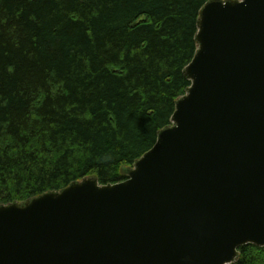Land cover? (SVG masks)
<instances>
[{
	"label": "water",
	"instance_id": "water-1",
	"mask_svg": "<svg viewBox=\"0 0 264 264\" xmlns=\"http://www.w3.org/2000/svg\"><path fill=\"white\" fill-rule=\"evenodd\" d=\"M172 125L127 168L0 204V264H230L264 246V0H209Z\"/></svg>",
	"mask_w": 264,
	"mask_h": 264
},
{
	"label": "trees",
	"instance_id": "trees-1",
	"mask_svg": "<svg viewBox=\"0 0 264 264\" xmlns=\"http://www.w3.org/2000/svg\"><path fill=\"white\" fill-rule=\"evenodd\" d=\"M206 2L0 0V204L126 179L191 84Z\"/></svg>",
	"mask_w": 264,
	"mask_h": 264
},
{
	"label": "rangeland",
	"instance_id": "rangeland-1",
	"mask_svg": "<svg viewBox=\"0 0 264 264\" xmlns=\"http://www.w3.org/2000/svg\"><path fill=\"white\" fill-rule=\"evenodd\" d=\"M128 167H130V166H124V167H123V170H126V168H128Z\"/></svg>",
	"mask_w": 264,
	"mask_h": 264
}]
</instances>
